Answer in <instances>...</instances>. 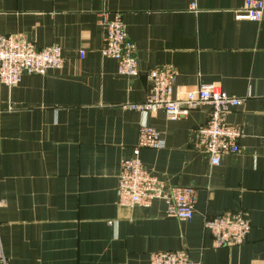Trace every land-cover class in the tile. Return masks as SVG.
I'll use <instances>...</instances> for the list:
<instances>
[{
	"label": "crops",
	"instance_id": "obj_1",
	"mask_svg": "<svg viewBox=\"0 0 264 264\" xmlns=\"http://www.w3.org/2000/svg\"><path fill=\"white\" fill-rule=\"evenodd\" d=\"M244 0H0V34L62 49L61 68L0 83V245L9 264H149L157 251L185 249L198 264H264V15L235 18ZM195 7H192V4ZM119 12L136 47L139 74H118L103 56L100 13ZM171 66L173 96L213 84L241 100L239 152L212 166L193 149L192 130L210 107L170 120L138 112L151 69ZM161 136L140 160L166 187L196 189L194 216L121 207L116 186L139 128ZM242 211L251 228L236 246L216 248L205 218Z\"/></svg>",
	"mask_w": 264,
	"mask_h": 264
},
{
	"label": "built area",
	"instance_id": "obj_2",
	"mask_svg": "<svg viewBox=\"0 0 264 264\" xmlns=\"http://www.w3.org/2000/svg\"><path fill=\"white\" fill-rule=\"evenodd\" d=\"M195 7V4H192ZM264 15V0H244L235 11V18L259 21ZM103 43L100 53L114 59L117 72L126 77L139 74L136 47L129 39L119 12L100 13ZM62 49L57 45L36 48L20 35L0 34V83L9 88L21 81L23 74L45 75L61 68ZM147 76L151 86L143 101L125 107L138 112L162 110L170 120L186 116L190 109L205 104L210 107L207 119L191 132L193 149L207 156L212 166L219 165L221 157L236 154L241 130L226 120L227 112L241 104V100L228 95L213 84L200 85L196 92L179 99L173 96L175 72L171 66L151 69ZM160 134L148 125L139 128L132 155L123 158L117 178L116 198L121 207H148L156 199L166 204V215L179 220H191L194 216L197 192L191 186H169L153 176L140 160L142 148H162ZM207 230L216 248L242 244L251 225L242 211H224L205 218ZM0 264H9L0 245ZM149 264H198L189 258L185 249L157 251L150 255Z\"/></svg>",
	"mask_w": 264,
	"mask_h": 264
}]
</instances>
